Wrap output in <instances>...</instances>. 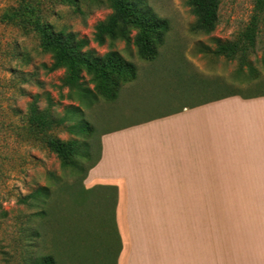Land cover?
Wrapping results in <instances>:
<instances>
[{
	"label": "rangeland",
	"instance_id": "1",
	"mask_svg": "<svg viewBox=\"0 0 264 264\" xmlns=\"http://www.w3.org/2000/svg\"><path fill=\"white\" fill-rule=\"evenodd\" d=\"M147 2L171 25L159 56L144 60L134 49L126 51L124 42L117 43L115 49L135 64L137 78L119 90L113 103L99 98L91 108L81 106L79 114L70 113L64 125L52 130L60 139H77L81 152L85 142L90 143L92 157H80L84 168L97 158L100 138L120 127L192 106L211 96L221 99L233 93L249 96L264 91V15L256 45L247 54L253 72L245 68V74L238 77V57L213 54L219 43L238 40L256 12V0H220L219 22L209 35L190 31L195 17L188 0ZM8 5H15V0H0V13ZM95 7L80 15L69 7L55 6L49 21L89 39L87 49L103 56L109 50L107 44L99 46L92 38L96 24L111 10ZM50 65V55L41 51L33 33L25 34L0 20V264H41L48 255L55 264H117L120 239L113 209H97L91 205L94 198L86 209L82 206L76 210L80 197H97L102 187L81 195L80 177L62 169L58 157L25 130L24 115L36 96L40 109L53 103L56 118L67 114L69 105L79 106L61 98L64 72H49L46 67ZM254 72L257 79H252ZM84 121L96 132L87 136L68 129ZM43 186L52 189L47 206L42 203L37 208L24 201ZM215 192L223 198L206 201L205 208L218 210V216H206L205 224H264V185H222ZM47 208L52 210L49 216L35 214ZM34 230L38 236H31Z\"/></svg>",
	"mask_w": 264,
	"mask_h": 264
},
{
	"label": "crops",
	"instance_id": "2",
	"mask_svg": "<svg viewBox=\"0 0 264 264\" xmlns=\"http://www.w3.org/2000/svg\"><path fill=\"white\" fill-rule=\"evenodd\" d=\"M194 105L101 137L84 186L117 190V264H264V224H205L219 186L264 185V96Z\"/></svg>",
	"mask_w": 264,
	"mask_h": 264
},
{
	"label": "trees",
	"instance_id": "3",
	"mask_svg": "<svg viewBox=\"0 0 264 264\" xmlns=\"http://www.w3.org/2000/svg\"><path fill=\"white\" fill-rule=\"evenodd\" d=\"M195 22L190 31L195 34L209 35L215 31L219 22L220 0H188ZM94 5L98 8L106 6L111 13L96 24L93 33V42L99 46L107 44L108 52L103 56H97L92 50H88L90 40L81 38L77 32L67 28H57L49 21L55 6L69 7L74 14L83 15L86 11H93ZM95 7V8H96ZM264 15V0H256V12L250 23L239 34L237 41L219 43L213 54L224 55L227 58L239 59L236 74L242 77L245 68L253 72L249 64L248 51L253 49L259 35V25ZM0 20L4 23L17 27L25 34L33 33L38 38L41 51L49 54L51 65L46 67L49 72L63 70L64 75L60 86L61 98L72 102H78L79 106L69 105L67 114L56 118L52 110L53 103L40 109L38 97L28 106L25 117V130L33 139L40 141L48 147L59 159L64 170H71L77 174L81 195L93 190L86 189L82 184L91 168L99 161L101 156V141L98 146V156L88 168H84L80 159H90L93 155L92 146L85 142V150H79L77 139L63 140L53 135L52 130L64 125L72 115L82 111L81 106L91 108L99 98L113 103L118 96L119 90L137 78V68L118 50L117 43L124 42L125 50H135L137 55L144 60L153 61L159 56V50L166 43V37L171 30L168 19L160 17L147 0H15V5H8L0 13ZM254 72L252 76L256 75ZM88 78L87 82L84 79ZM257 79V76L252 77ZM92 85V86H89ZM66 89V94H62ZM238 95V93H233ZM264 96V91L258 94L246 96L247 98ZM193 107L195 105H192ZM71 132L86 134L87 136L96 132L85 121L80 126L72 125L68 128ZM101 140V138H100ZM81 157V158H80ZM81 173L82 176H81ZM102 187V188H101ZM97 188V187H96ZM100 194L85 200L83 197L77 201L76 210L94 199L91 205L97 209L111 208L115 213L117 202V190L115 187L99 186ZM59 191L61 187L59 186ZM52 189L43 186L30 193L25 202L39 207L40 204L48 205L51 202ZM52 210L48 208L36 212L49 216ZM31 236H38L34 230ZM41 264H55L52 255L42 259Z\"/></svg>",
	"mask_w": 264,
	"mask_h": 264
}]
</instances>
